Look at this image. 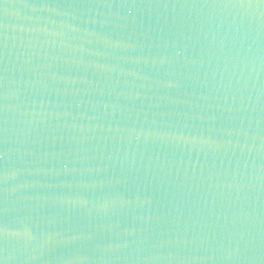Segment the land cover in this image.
<instances>
[{
	"label": "water",
	"instance_id": "water-1",
	"mask_svg": "<svg viewBox=\"0 0 264 264\" xmlns=\"http://www.w3.org/2000/svg\"><path fill=\"white\" fill-rule=\"evenodd\" d=\"M0 264H264V0H0Z\"/></svg>",
	"mask_w": 264,
	"mask_h": 264
}]
</instances>
